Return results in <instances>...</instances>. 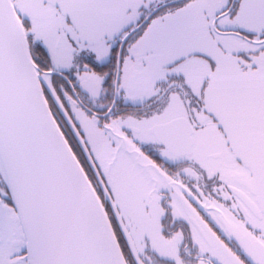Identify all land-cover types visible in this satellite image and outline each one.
<instances>
[{
    "label": "snow or ice",
    "instance_id": "snow-or-ice-1",
    "mask_svg": "<svg viewBox=\"0 0 264 264\" xmlns=\"http://www.w3.org/2000/svg\"><path fill=\"white\" fill-rule=\"evenodd\" d=\"M0 264H264V0H0Z\"/></svg>",
    "mask_w": 264,
    "mask_h": 264
}]
</instances>
